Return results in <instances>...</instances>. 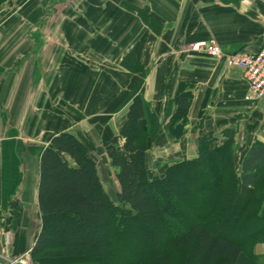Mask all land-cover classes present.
Here are the masks:
<instances>
[{"label":"crops","instance_id":"crops-1","mask_svg":"<svg viewBox=\"0 0 264 264\" xmlns=\"http://www.w3.org/2000/svg\"><path fill=\"white\" fill-rule=\"evenodd\" d=\"M263 33L264 0H0V252L14 258L34 245L40 155L57 134L105 156L118 190L107 151L134 89L158 126L147 141L153 176L195 158L203 136L231 133L237 154L264 144V102L245 99L242 71L183 51L212 39L225 53L253 54ZM180 84L191 100L175 138Z\"/></svg>","mask_w":264,"mask_h":264},{"label":"trees","instance_id":"trees-1","mask_svg":"<svg viewBox=\"0 0 264 264\" xmlns=\"http://www.w3.org/2000/svg\"><path fill=\"white\" fill-rule=\"evenodd\" d=\"M190 100L180 84L169 120L175 138L183 133ZM126 101L131 103L125 120L107 152L117 169L114 200L73 135L57 134L41 153V227L30 250L33 264H259L255 247L264 244V144L237 154L231 133L219 142L203 136L195 158L153 176L146 164L147 141L158 126L138 89ZM121 242L136 247L132 251ZM141 244L150 248L138 251Z\"/></svg>","mask_w":264,"mask_h":264},{"label":"built area","instance_id":"built-area-1","mask_svg":"<svg viewBox=\"0 0 264 264\" xmlns=\"http://www.w3.org/2000/svg\"><path fill=\"white\" fill-rule=\"evenodd\" d=\"M183 51L206 54L217 61L223 60L227 67L239 68L248 85L245 99L264 102V33L259 51L253 54L241 51L225 53L212 39L190 43ZM0 258L4 264H33L30 250L14 258H6L0 253Z\"/></svg>","mask_w":264,"mask_h":264},{"label":"rangeland","instance_id":"rangeland-1","mask_svg":"<svg viewBox=\"0 0 264 264\" xmlns=\"http://www.w3.org/2000/svg\"><path fill=\"white\" fill-rule=\"evenodd\" d=\"M10 13H11V11H10ZM108 150H109V148H108ZM89 157L95 162V166L97 167L98 174H99L98 178H99V181H100L102 187L106 188V190L105 189L104 190L109 195V197L112 200H114L113 196H114L115 190L113 188L115 187V180H114L113 173H112L110 167L108 166V163H107V160H106L105 156H102V157L99 156L100 157L99 158V157L91 156L89 154ZM149 163L150 164L152 163V159H151V161L149 160ZM148 167H149V165H148ZM118 241H120V240H118ZM121 245L127 247V249L132 250V251H134V249L136 247L133 244L131 245V244L125 243V242H121ZM148 248H150L148 244H141L140 250H138V251H142V250L148 249ZM256 250H257V252H258V254L260 256L259 257V264H264V247H258ZM0 253L4 257H6L2 252H0ZM6 258H8V257H6ZM82 264H85V263H82Z\"/></svg>","mask_w":264,"mask_h":264}]
</instances>
